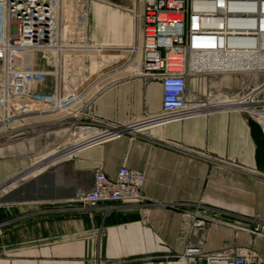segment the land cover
<instances>
[{"label":"built area","instance_id":"2783aa9c","mask_svg":"<svg viewBox=\"0 0 264 264\" xmlns=\"http://www.w3.org/2000/svg\"><path fill=\"white\" fill-rule=\"evenodd\" d=\"M94 4L128 14L140 29L138 40L127 46L93 41ZM117 52L124 56L121 65L104 72ZM223 76L235 84L233 91L221 84ZM133 77L160 84V112L124 124L96 118L97 96ZM191 80L195 89L189 88ZM48 81L51 88L44 89ZM233 111L264 126V0H0L3 139L24 136L29 127L47 128L48 135L58 138L49 151L51 163L121 138L134 141L168 124ZM144 183L143 173L125 166L113 179L99 167L90 190L79 192L66 211L91 213L104 204L101 210L107 215L165 206L143 196ZM183 215L193 220L194 229L216 223L264 240L259 218L252 228H240L206 211ZM95 246L91 264L121 263L101 257L100 238ZM160 259L158 264H264V255L248 249L210 254L200 244Z\"/></svg>","mask_w":264,"mask_h":264},{"label":"crops","instance_id":"0c3cea01","mask_svg":"<svg viewBox=\"0 0 264 264\" xmlns=\"http://www.w3.org/2000/svg\"><path fill=\"white\" fill-rule=\"evenodd\" d=\"M109 10L93 5V41L118 46L137 41L140 29L131 17ZM111 56L117 59L104 72L119 67L124 58L121 52ZM50 85L48 81L43 88ZM160 109V84L133 77L100 93L93 115L124 124ZM52 144L42 135L13 139L0 148V196H6L0 204V264H91L97 238L101 257L120 264H158L161 257L180 255L197 244L210 254L238 248L264 255V240L216 223L194 229L193 220L183 215L206 211L240 228H252L256 218L264 220V126L238 112L168 124L134 141L121 138L92 147L61 163L50 162ZM121 166L143 173V196L165 206L107 215L101 210L104 204L91 213L66 211L79 192L90 190L99 167L113 179Z\"/></svg>","mask_w":264,"mask_h":264},{"label":"rangeland","instance_id":"374dc122","mask_svg":"<svg viewBox=\"0 0 264 264\" xmlns=\"http://www.w3.org/2000/svg\"><path fill=\"white\" fill-rule=\"evenodd\" d=\"M109 11L110 12H116V11H113V10H109ZM120 13H122V12H120ZM94 66L95 65L91 66V72L94 71ZM248 82H249V84L253 83V81H251L250 77L248 78ZM49 87L51 88V86H49ZM191 88L192 89L196 88V83H195L194 80L191 81ZM229 89H231L233 91L235 89V84H230ZM0 130H1L0 133L6 132V129H4V128H1ZM48 132H49L48 129L44 128V127L40 128V129H32V128L29 127L28 130H26V129L24 130V136H21L18 139H21V138L33 139V138H37V137L40 138V136L43 135V137H46V136L49 137L51 142H54V141L58 140L57 137H55V136H53L51 134L48 135ZM6 143H7V140L3 139V134L0 135V148L2 146L6 145ZM5 199H6V196H3V194H1V196H0V204H3V202H5ZM28 213H31V210H29ZM259 220H261V219H259ZM254 221H255V219L253 220V225H254ZM261 221H264V220H261Z\"/></svg>","mask_w":264,"mask_h":264},{"label":"bare ground","instance_id":"6f19581e","mask_svg":"<svg viewBox=\"0 0 264 264\" xmlns=\"http://www.w3.org/2000/svg\"><path fill=\"white\" fill-rule=\"evenodd\" d=\"M229 80H230V77L229 76H223L222 79H221V84L223 86H226V87H229L230 84H234V83H232L231 80L230 81Z\"/></svg>","mask_w":264,"mask_h":264}]
</instances>
